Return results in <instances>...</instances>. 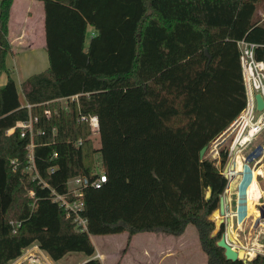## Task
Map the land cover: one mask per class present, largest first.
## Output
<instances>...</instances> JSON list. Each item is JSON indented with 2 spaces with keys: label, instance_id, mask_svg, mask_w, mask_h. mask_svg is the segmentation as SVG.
Wrapping results in <instances>:
<instances>
[{
  "label": "trees",
  "instance_id": "16d2710c",
  "mask_svg": "<svg viewBox=\"0 0 264 264\" xmlns=\"http://www.w3.org/2000/svg\"><path fill=\"white\" fill-rule=\"evenodd\" d=\"M14 1L0 3L1 72ZM35 1L45 10L49 68L21 92L11 76L0 87V264L35 243L54 261L83 253L84 264H101L92 236H180L190 225L207 264H264L260 255L228 261L217 246L224 226L215 233L212 216L227 180L200 157L246 108L238 41L255 43L264 62L261 0ZM83 116L98 117L99 148ZM30 120L33 134L22 137L17 124ZM97 155L107 182L85 190L81 231L53 192L92 177Z\"/></svg>",
  "mask_w": 264,
  "mask_h": 264
},
{
  "label": "built area",
  "instance_id": "2783aa9c",
  "mask_svg": "<svg viewBox=\"0 0 264 264\" xmlns=\"http://www.w3.org/2000/svg\"><path fill=\"white\" fill-rule=\"evenodd\" d=\"M255 43L246 40L238 41L239 59L242 77L246 92V108L240 115L208 146L207 157L214 162L217 169L227 180V186L222 196L226 201V215L221 216L220 224L226 228L223 234L234 250L242 252L247 262H251L257 256H264V244L259 238L262 232L258 227L264 224V194L258 192L256 207L257 215H249L247 201L249 187L252 185L254 173L261 171L264 177V107L258 109L256 96L260 95L264 102V62L256 58ZM30 108V107H29ZM47 117L50 111L45 112ZM37 121V119L35 120ZM82 121L89 122L92 136L99 135V119L97 116L82 117ZM33 121L19 122L17 128L24 137L28 132L33 134ZM14 129L8 131L11 134ZM41 134V132H38ZM28 171L35 178V157L33 142L28 146ZM226 156L224 161L223 157ZM57 157V154L54 155ZM14 163V161L12 162ZM36 174V173H35ZM107 182V176L103 172H94L92 177L76 176L68 181L66 194L53 192L54 201L64 209L66 216L73 220L76 228L87 231L88 220L82 215L85 210V190L89 187L100 188ZM235 206L236 210H230ZM241 207L243 209H241ZM216 219H214L215 221ZM252 222L248 243L243 245L239 235L247 233L244 224ZM216 222V221H215ZM221 226V227H222ZM229 230V232H227ZM246 230V231H245ZM232 236V239L229 237ZM247 239V237H244ZM10 264H52L50 256L39 245L32 244L23 250L20 257Z\"/></svg>",
  "mask_w": 264,
  "mask_h": 264
},
{
  "label": "rangeland",
  "instance_id": "374dc122",
  "mask_svg": "<svg viewBox=\"0 0 264 264\" xmlns=\"http://www.w3.org/2000/svg\"><path fill=\"white\" fill-rule=\"evenodd\" d=\"M19 6H29V10L32 9V11H36L39 7V4L37 1L33 0H18ZM17 2V3H18ZM1 3V0H0ZM258 16L262 19H264V0H261L259 3V9H258ZM40 42V41H39ZM35 42L34 47L32 50H28V54L31 52V57L34 59L35 57L38 58L40 55V52L42 51L44 54H46V47L43 45L44 43ZM23 56V54H21ZM40 69V66L36 67L37 70ZM23 70H21V77H25ZM94 139V147L99 148L101 143L99 139V135H93ZM207 155V152L205 156ZM97 155L95 160V163L93 164V168L95 169V172H102L103 169H101L100 165V159ZM264 162V161H263ZM257 173V171L255 172ZM254 173V174H255ZM261 174V171L260 173ZM256 176V174H255ZM254 176V183L255 186L252 187V185L249 187L250 194L247 201V207H248V214H256L257 215V208L255 210L250 209L251 207H256L255 203L253 204L251 199H254L253 192L255 191L256 194H258L259 186L258 182H256ZM253 189V191H252ZM251 195V196H250ZM257 200V199H256ZM250 207V208H249ZM218 215V216H217ZM213 219H216V232L219 231V209L213 214ZM251 224L247 226V229H250ZM246 229V230H247ZM226 228L224 227V232ZM245 230V231H246ZM251 230L247 231L245 234L239 235V240L242 242L243 245L247 244L249 241V235ZM247 237L245 239L244 237ZM93 243L96 248V254L95 256L100 257V254H110L111 257L109 260H106L104 264H117L118 261L116 257L120 256V251L122 252L125 248H127V241H128V234H115V235H99V236H93ZM260 243L264 244V236L262 235L260 237ZM149 250L152 252V254L155 252L157 255L159 251H166V250H174L177 251V256L173 258H168L164 262V264H207V256L206 254L201 250L200 243H199V237L198 232L196 228L192 225L188 226L186 233L182 236V238L172 236L169 234H139L135 236V241L133 245L129 246V249L123 258V262L121 264H144L147 260L145 255V250ZM148 251V250H147ZM149 255V254H148ZM89 258L83 254V253H70L66 255L62 260L55 262V264H84L85 261H87ZM159 259L156 260V263H158Z\"/></svg>",
  "mask_w": 264,
  "mask_h": 264
},
{
  "label": "crops",
  "instance_id": "0c3cea01",
  "mask_svg": "<svg viewBox=\"0 0 264 264\" xmlns=\"http://www.w3.org/2000/svg\"><path fill=\"white\" fill-rule=\"evenodd\" d=\"M33 1H35V0H33ZM17 2H18V0H15L14 4L12 6L11 15H10V22H9V39H10L11 46H12V52L7 57V62H6L7 72H1L0 71V87H4L8 82L9 76H11L15 80L18 91L21 92V86L25 80H27L28 78H30L34 74H38V73H41V72L48 70V68H49V57H48V53H47V48H46V54H44L41 51L39 57L38 58L35 57L34 59L31 57L32 52L30 54H28V52H27L28 50H32L35 42L40 41L39 43H44L43 45L46 47L45 10H44L43 4L41 2L37 1L39 4V7L37 8L36 11H32V9L29 10V8H28L29 6L28 7L27 6L22 7V5L19 6L18 5L19 2L18 3ZM21 54H23V56H21ZM37 66H40V69L37 70V72H36ZM21 70H23L24 74L26 75L25 77H21ZM22 102L24 103V100H22ZM259 173H260V170L255 174H259ZM255 174H254V176H255ZM263 175H264V172H263ZM257 181H258V185L260 188L259 192L260 193L262 192V194H264V177H262L259 174L257 177ZM253 183H254V179H253L252 184ZM249 194H250V189H249ZM251 200H252L251 202L253 204L257 201L253 198ZM255 205H256V203H255ZM243 208L241 207V209H243ZM256 208L258 210V207H254V208L251 207L250 209L255 210ZM230 210H236V207L232 206V207H230ZM252 215L256 216V214H252ZM249 224L252 225V222L250 220L248 221L247 224H244V228L247 229L248 228L247 226H249ZM247 231H249V229H247ZM260 231L262 232L261 236L262 235L264 236V224L261 227H258V232H260ZM146 233H148V234H162L163 232H161V233L146 232ZM146 233H139V234H146ZM185 233H186V231H185ZM122 234H124V233H122ZM139 234H136V235L131 236V237L128 234L127 248H125L122 252L120 251V256L116 257V258H118L117 264H121V262H123V260H124L123 258L125 257L128 249H129V246L133 245V243L135 241V236H137ZM164 234H167V233H164ZM184 234H182L180 236H176V237L182 238V236ZM169 235H171V234H169ZM172 236H174V235H172ZM92 241H93V238H92ZM199 243H200V241H199ZM35 245H38V244L35 243ZM200 248H201V245H200ZM147 250H145V255H146L147 260L145 261L144 264H164V262L166 260H168V258L176 257L178 254L177 251H175V249L174 250L168 249L165 252L159 251L157 255H155L156 254L155 252L152 254V252L149 250V248H147ZM201 250H202V248H201ZM110 257H111L110 254H107V255L106 254H100V257L94 256L93 258L99 259L101 264H104V262H106V260H109ZM90 259L91 258H89L87 261H89ZM157 259H159L158 263H156ZM163 260H164V262H162ZM87 261H85L84 263H86ZM55 262H58V261H54L51 259L52 264H55ZM174 264H178V263H174Z\"/></svg>",
  "mask_w": 264,
  "mask_h": 264
},
{
  "label": "water",
  "instance_id": "95a60500",
  "mask_svg": "<svg viewBox=\"0 0 264 264\" xmlns=\"http://www.w3.org/2000/svg\"><path fill=\"white\" fill-rule=\"evenodd\" d=\"M256 99L258 103V109L262 110V108L264 107V102L262 100V97L260 95H257ZM207 150H208V146L204 147L201 150L200 152L201 159H204ZM210 196H211V189L207 195V199H209ZM219 212L221 216L226 215V201H225L224 196H221L220 198ZM222 223L223 222H221L220 224V228L222 226ZM227 232H229V230H227ZM217 246L224 250V255H225L226 260L232 261V262L243 261L245 263H248L246 259L244 258V254L242 252H238L234 250L233 247L229 245L225 234L222 235L221 239L217 243Z\"/></svg>",
  "mask_w": 264,
  "mask_h": 264
},
{
  "label": "bare ground",
  "instance_id": "6f19581e",
  "mask_svg": "<svg viewBox=\"0 0 264 264\" xmlns=\"http://www.w3.org/2000/svg\"><path fill=\"white\" fill-rule=\"evenodd\" d=\"M258 175H259V174H256V176H255L256 182H258V181H257V177H258ZM254 186H255V184L252 185V187H254ZM258 186H259V185H258ZM252 191H253V189H252ZM259 191H260V188H259L258 192H259ZM258 192H257V193H258ZM253 195H254V199L256 200V199H257V194L255 193V191L253 192ZM217 216H218V215H217ZM229 238L232 239V236H230Z\"/></svg>",
  "mask_w": 264,
  "mask_h": 264
}]
</instances>
